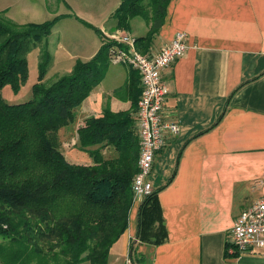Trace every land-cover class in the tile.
Listing matches in <instances>:
<instances>
[{
    "label": "crops",
    "instance_id": "crops-1",
    "mask_svg": "<svg viewBox=\"0 0 264 264\" xmlns=\"http://www.w3.org/2000/svg\"><path fill=\"white\" fill-rule=\"evenodd\" d=\"M134 20L131 34L145 36L150 25L134 26ZM108 24L102 29L114 32L116 22ZM178 33L186 35L189 49L163 80L169 90L167 120L180 132L157 156L151 175L162 230L154 222L141 239V203L136 204L108 264H264V249L228 252L236 219L264 198V0H171L148 53L158 52ZM137 76L129 67L111 64L77 108L74 124L59 134L75 129L69 140L80 152L64 151L71 163L89 162L77 135L86 119L106 109L132 110L135 92L129 85Z\"/></svg>",
    "mask_w": 264,
    "mask_h": 264
},
{
    "label": "trees",
    "instance_id": "trees-1",
    "mask_svg": "<svg viewBox=\"0 0 264 264\" xmlns=\"http://www.w3.org/2000/svg\"><path fill=\"white\" fill-rule=\"evenodd\" d=\"M170 1L121 0L111 16L114 32L131 34L132 20L142 19L150 30L136 43L147 54ZM58 21L18 24L0 16V264H108L136 205L132 182L140 146L133 113L141 96L140 78L129 85L135 92L131 111L106 109L102 116L85 120L77 135L89 162L71 163L60 131L74 124L75 110L104 80L113 43L103 40L91 61H77L70 74L46 84L52 57L45 41ZM38 47L40 74L31 100L8 104L2 90L10 86L19 93L27 84L28 55ZM106 149L112 151L110 156L103 153ZM157 194L154 191L139 207L141 239L154 222L161 233Z\"/></svg>",
    "mask_w": 264,
    "mask_h": 264
},
{
    "label": "built area",
    "instance_id": "built-area-1",
    "mask_svg": "<svg viewBox=\"0 0 264 264\" xmlns=\"http://www.w3.org/2000/svg\"><path fill=\"white\" fill-rule=\"evenodd\" d=\"M106 42L113 43L112 64L129 67L140 78L141 96L136 112L140 154L138 172L132 182L134 201L140 204L155 191L151 175L157 156L168 147L170 138L180 132L178 124L167 120L169 90L163 74L186 55L189 46L183 33H178L158 52L147 54L138 50L136 37L132 34L114 33L107 36ZM263 249L264 198L241 213L228 238L231 254L256 253Z\"/></svg>",
    "mask_w": 264,
    "mask_h": 264
},
{
    "label": "rangeland",
    "instance_id": "rangeland-1",
    "mask_svg": "<svg viewBox=\"0 0 264 264\" xmlns=\"http://www.w3.org/2000/svg\"><path fill=\"white\" fill-rule=\"evenodd\" d=\"M120 3L121 0H0V16L18 24H40L52 22L59 18L52 34L45 41L52 62L44 82L50 84L56 76L70 74L77 61H91L97 51L101 49L102 41H106L108 35L118 33L102 29V27L109 26L108 23L112 22L111 15L117 10ZM83 22L99 29L102 36L100 37L95 29L86 26ZM139 22L143 23L144 21L136 18L134 26ZM137 31L141 33L139 30ZM28 63L29 80L21 91L15 93L10 86H6L2 90L4 100L10 105L31 100L32 87L38 82L40 74V47L29 53ZM76 110L74 112L75 118L78 115ZM65 132L63 137L60 135V138H63L68 144L67 147L62 148L63 151L70 155H74L75 151L80 152L76 145L73 146V140L71 138L69 140L71 134L74 135L75 129Z\"/></svg>",
    "mask_w": 264,
    "mask_h": 264
},
{
    "label": "water",
    "instance_id": "water-1",
    "mask_svg": "<svg viewBox=\"0 0 264 264\" xmlns=\"http://www.w3.org/2000/svg\"><path fill=\"white\" fill-rule=\"evenodd\" d=\"M132 255H133V251H131V257H132Z\"/></svg>",
    "mask_w": 264,
    "mask_h": 264
}]
</instances>
